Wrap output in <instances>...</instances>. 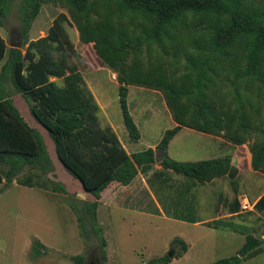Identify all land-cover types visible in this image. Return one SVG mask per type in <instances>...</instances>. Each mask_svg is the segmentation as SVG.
Returning <instances> with one entry per match:
<instances>
[{
  "label": "rangeland",
  "instance_id": "obj_1",
  "mask_svg": "<svg viewBox=\"0 0 264 264\" xmlns=\"http://www.w3.org/2000/svg\"><path fill=\"white\" fill-rule=\"evenodd\" d=\"M20 1L12 0L0 23V36L8 49L17 45L16 48L24 51L18 15ZM253 4L264 8V0H253ZM68 12L69 6L60 0L42 2L26 39L44 36L59 14H64L69 20ZM94 15H108L116 26L127 29L129 36L139 41L134 56L140 59L143 67L158 66L170 80H177L188 73L185 59L196 54L194 43L203 41L206 33L187 13L171 35L172 41L160 48L158 44L148 42L142 34V30L151 27L152 22L140 14L98 4ZM63 25L75 53L71 61L99 106L100 126H111L129 154L144 149L145 131H152L149 138L153 144L156 143L159 130L167 129L172 120L163 92L136 85L126 86L128 112L143 131L141 142L130 143L123 133L126 131L118 106L117 72L98 59L93 43L80 41L72 22ZM7 53L0 64L6 97L13 102L24 122L38 134L52 168L41 177L37 170L25 166L11 184L0 183V264H74L70 257L76 255L82 256V264L89 260L98 264H147L168 252H171V257L167 264H212L235 255L245 240L241 234L203 225V220L213 218L245 225L247 234L262 241L261 251L240 264H264V214L254 210L240 212L239 208L242 197L252 203L264 194V171H254L250 165V147L264 140V84L247 83V80L237 77L233 63L239 59L238 52L233 51L229 57L217 61L208 94L219 109L233 115L238 123H246L248 129L245 133L238 129L233 131L243 139V143L234 144L224 131L217 135L181 136L169 146L168 152L159 150L160 158L152 167V170L161 169L160 161L168 153L177 161L229 157L235 170L234 178L224 175L198 184L190 178L163 170V174L151 180L148 187L164 214L155 213L154 205L146 199L144 205L148 206V212L135 208L134 198L147 197L144 189L150 175L145 177L139 173L127 186L112 183L99 198L105 207L99 206L96 210V225L105 241L104 262L92 217L86 210L95 199L85 195L78 181L62 168L47 133L28 114L27 103L14 91L9 75L2 74L1 66ZM3 169L6 170L7 166ZM27 176L44 182L48 188H28L17 184V180ZM54 184H59L65 192L54 190ZM127 200L128 207L124 204ZM234 201L238 203L239 212L230 214ZM190 219L199 224L188 222ZM34 240L42 244L44 254H32ZM181 242L186 248L184 252Z\"/></svg>",
  "mask_w": 264,
  "mask_h": 264
},
{
  "label": "trees",
  "instance_id": "obj_2",
  "mask_svg": "<svg viewBox=\"0 0 264 264\" xmlns=\"http://www.w3.org/2000/svg\"><path fill=\"white\" fill-rule=\"evenodd\" d=\"M47 1H20V34L25 48L24 51L8 49L0 36V64L8 51L1 70L2 74L9 75L13 88L26 101L32 119L47 133L62 168L78 181L83 192L95 199L86 210L92 217L104 262L105 241L96 225L100 193L111 182L127 186L138 172L145 175L155 161L154 152L146 149L128 154L111 127L100 126L99 106L85 86L82 74L71 61L75 53L63 23L72 22L80 41L93 43L98 59L117 72L118 106L130 140L136 141L139 134L128 112L126 86L136 85L163 92L166 107L176 123V127L163 133L157 144V149L165 152L170 140L182 127L209 135L224 131L234 144L243 143V139L233 131L238 129L245 133L248 129L246 123H238L233 115L219 109L210 99L208 88L217 61L229 57L233 51L239 53V59L233 63L237 77L247 80V83L264 84V8L255 6L253 0H60L69 6V20L64 14H59L44 36L27 40L31 22L38 15L41 3ZM11 3L12 0H0V23ZM98 4L138 13L152 22V26L144 28L142 34L148 42H154L160 48L172 41L175 28L189 13L196 19V26L206 33L203 41L194 43L196 54L185 59L188 73L177 80H170L158 66L143 67L140 59L134 56L139 41L131 38L124 27L116 26L110 16L94 15ZM131 55L134 57L129 61ZM3 80L1 75L0 183L11 184L25 166L37 170L42 177L52 168L45 146L4 94ZM250 153L251 169L264 171V140L253 144ZM160 166L198 184L224 175L234 178L235 175L229 157L176 161L165 155ZM162 171L151 173L147 183L162 175ZM17 184L28 188H48L44 182L33 180L32 176L17 180ZM52 188L65 192L59 184H54ZM149 202L156 211L150 213L164 214L161 206ZM147 207L137 205L135 208L146 211ZM253 208L256 213L264 214V194L254 202ZM238 212V203L234 201L231 214ZM188 222L197 223L193 219ZM203 225L227 229L245 237L235 255L212 264H240L261 251L262 241L247 234L245 225L222 219L204 222ZM181 243L184 252L186 248ZM32 247L35 256L45 253L38 240L32 242ZM169 259L164 255L147 264H167ZM70 260L74 264L83 263L81 255L72 256Z\"/></svg>",
  "mask_w": 264,
  "mask_h": 264
},
{
  "label": "crops",
  "instance_id": "obj_3",
  "mask_svg": "<svg viewBox=\"0 0 264 264\" xmlns=\"http://www.w3.org/2000/svg\"><path fill=\"white\" fill-rule=\"evenodd\" d=\"M2 86H3V90H4V94L6 93V89H5V85H4V83H2ZM14 91H15V89H14ZM16 92V91H15ZM17 93V92H16ZM6 95V94H5ZM13 103V102H12ZM14 105V104H13ZM15 107V106H14ZM16 108V107H15ZM28 110V109H27ZM28 114H29V111H28ZM30 115V114H29ZM32 118V117H31ZM34 121V120H33ZM133 122H134V120H133ZM134 124H135V126H136V128H137V131H138V134H139V138L136 140V141H132V140H130L129 139V137H128V135H127V131H126V129H125V131H126V134H125V132H123L124 133V135L126 136V137H128L127 139H128V141L130 142V143H137V142H141V140H142V133H143V131L140 129V126H139V124L138 123H136V122H134ZM111 127V126H110ZM174 127H176V123L173 121V120H171L170 121V125H169V127L167 128V129H163V130H159V132H158V139H157V141H156V143H154L153 144V141H152V139L151 138H149L150 137V134H151V132L152 131H150V130H148V131H145V133H146V141L144 142V144H142V146H144V149L143 150H141V151H144V150H146V149H151V150H153V152H154V159H155V161L157 160V158L159 159L160 158V153H159V149H157V144L159 143V141L161 140V138H162V135H163V133L166 131V130H170V129H173ZM125 128V127H124ZM111 129L114 131V129L111 127ZM114 133H115V131H114ZM116 134V133H115ZM192 134H196V135H200V136H202L203 135V133H201V132H198V131H194V130H189V129H187L186 127H182L178 132H177V134L170 140V142H169V144H168V146H167V149H166V151L168 152V148H169V146L172 144V143H174V141H176V139H178L179 137H186V136H191ZM116 136H117V134H116ZM117 138H118V136H117ZM118 140H119V142L121 143V141H120V139L118 138ZM121 145L123 146V148H124V145L121 143ZM156 148V149H155ZM125 149V148H124ZM125 151H126V149H125ZM141 151H136V152H141ZM127 152V151H126ZM128 153V152H127ZM132 153H135V152H132ZM131 153V154H132ZM129 154V153H128ZM168 155H169V153H168ZM167 155V156H168ZM170 159H173V160H175L174 158H172L170 155L168 156ZM177 161V160H176ZM161 162V161H160ZM152 167H153V164L151 165V168L149 169V171L144 175L142 172H138V174L139 173H142L145 177H147V176H149V175H151V173H153L154 171H162V170H166V171H168V172H171L170 170H167V169H163L161 166V169L160 168H157V169H155V170H152ZM173 173V172H172ZM137 174V175H138ZM136 175V176H137ZM134 180V179H133ZM214 180V179H213ZM13 182V181H12ZM112 183H114V182H111L108 186H110ZM115 183H117V182H115ZM145 184H146V186H145V189H144V191L146 192V194H147V197H145V198H142V196L141 197H137V198H134V201H136V205L135 206H137V205H141V206H144V203H145V199H146V201H153V203L157 206V207H159V205H158V203L156 202V199H155V196L152 194V192L150 191V189H149V187H148V183H147V180H146V182H145ZM21 186V185H20ZM107 186V187H108ZM22 187H24V186H22ZM106 187V188H107ZM105 188V189H106ZM105 189L100 193V196H102L103 195V192L105 191ZM84 194L85 195H89V196H91L90 194H88V193H86V192H84ZM259 198V197H258ZM257 198V199H258ZM256 199V200H257ZM100 200V199H99ZM255 200V201H256ZM254 201V202H255ZM254 202H252L253 204H254ZM127 203H128V200L124 203L125 204V206H127ZM99 206H103V207H105V204H103V203H101V200L100 201H98V205H97V208H96V210L98 209V207ZM128 207V206H127ZM231 214V213H230ZM149 215V214H148ZM215 219H218V218H213V219H211V220H203L202 222L204 223V222H209V221H212V220H215ZM196 224H199V223H196Z\"/></svg>",
  "mask_w": 264,
  "mask_h": 264
},
{
  "label": "built area",
  "instance_id": "obj_4",
  "mask_svg": "<svg viewBox=\"0 0 264 264\" xmlns=\"http://www.w3.org/2000/svg\"><path fill=\"white\" fill-rule=\"evenodd\" d=\"M115 76L112 75V79L115 80ZM254 204L250 203L246 197H242L239 202L240 212H251L254 210Z\"/></svg>",
  "mask_w": 264,
  "mask_h": 264
},
{
  "label": "water",
  "instance_id": "obj_5",
  "mask_svg": "<svg viewBox=\"0 0 264 264\" xmlns=\"http://www.w3.org/2000/svg\"><path fill=\"white\" fill-rule=\"evenodd\" d=\"M17 45H15L13 48H16ZM167 256L170 258L171 257V252L167 253ZM85 264H98L97 262L93 261V260H89L87 263Z\"/></svg>",
  "mask_w": 264,
  "mask_h": 264
}]
</instances>
